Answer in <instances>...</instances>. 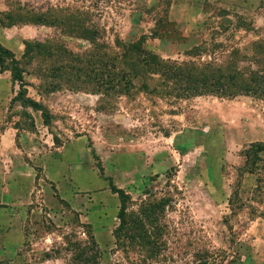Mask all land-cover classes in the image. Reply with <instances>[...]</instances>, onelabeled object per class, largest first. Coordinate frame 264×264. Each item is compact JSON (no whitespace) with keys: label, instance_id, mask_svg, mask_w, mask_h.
<instances>
[{"label":"rangeland","instance_id":"1","mask_svg":"<svg viewBox=\"0 0 264 264\" xmlns=\"http://www.w3.org/2000/svg\"><path fill=\"white\" fill-rule=\"evenodd\" d=\"M16 14L76 22L11 25ZM0 29L21 52L1 59L0 143L14 127L27 161L5 156L0 264H264V248L249 231L264 219V172L259 183L243 170L245 153L264 144V100L135 90L102 100L94 81L75 72L42 78L68 59L25 58L26 42L51 40L86 61L96 45L101 53L104 42L114 48L117 40L144 38L165 60L201 66L214 58L226 66L234 52L252 56L264 41V0H0ZM85 29L97 32L96 45L74 33ZM12 60L24 72L27 97L48 109L49 126L18 97ZM12 174L25 178L26 189L7 191ZM101 192L108 197L89 201ZM124 224L141 239L123 232L119 242Z\"/></svg>","mask_w":264,"mask_h":264},{"label":"trees","instance_id":"2","mask_svg":"<svg viewBox=\"0 0 264 264\" xmlns=\"http://www.w3.org/2000/svg\"><path fill=\"white\" fill-rule=\"evenodd\" d=\"M15 19L21 23L44 25L49 24L50 21H52L51 24L76 22L73 16L56 17L50 20L45 16L33 15L26 17L16 14L9 16V21L13 22L11 25H15ZM74 33L80 34L96 45L98 37L96 31L85 29L83 32L76 30ZM103 45L101 53L96 51L97 45L94 50L87 52L86 56L90 58L84 61L82 57H78L64 47L61 48L51 40L46 43L26 42L25 58L33 61L41 55H47L49 59L56 57L68 59L69 62H61L60 66L54 67V69L40 70V72H44L42 78H49V74L53 72L59 74L63 79L75 72L73 75L77 76V79L85 77L91 82L94 81L93 85H96L98 89L93 92H97L102 100H114L123 96L130 97L134 90L150 91L151 94H157L160 97L172 95L179 99L214 96L220 99L233 100L246 96L264 100V41L256 44L252 56H243L240 52H234L230 60L225 61L226 66H215L216 60L214 58H212L213 63L207 62L201 64V66L192 62L178 64L165 60L147 49L146 39L144 38L134 43L117 40L115 49L106 42ZM4 56L12 57V52L0 44V64ZM12 63L14 65L12 68L14 81L21 88L18 97L25 104L32 106L34 110L42 112L45 124L49 126L50 113L48 109L27 97L24 72L19 67L17 60H12ZM45 72L48 74H45ZM68 81L71 83V80L68 79ZM62 82L65 83L64 80ZM262 153H264V144L252 145L245 153L246 164L243 169L246 173L257 175L259 183L262 182V174L259 172H264V158L260 157ZM261 163L262 166H260ZM112 189L115 194H120L124 198L127 197L123 190L118 189L115 185ZM147 215V212H145L143 217ZM125 217L126 209L123 207L120 215L122 223ZM262 218H264V213H262ZM123 232L133 242L135 239H141L142 237H135L133 235L135 229L124 224L116 232L119 242L121 241L120 234ZM144 242L148 244L144 246L149 249L151 242L148 234Z\"/></svg>","mask_w":264,"mask_h":264},{"label":"crops","instance_id":"3","mask_svg":"<svg viewBox=\"0 0 264 264\" xmlns=\"http://www.w3.org/2000/svg\"><path fill=\"white\" fill-rule=\"evenodd\" d=\"M3 31H9V30L8 29H3V30L0 29V44L3 47L9 49L10 51H13L15 54H21V52H18V51H16V49H14L11 42L5 40V38H4L5 32H3ZM4 77H5V75L0 73V83L3 81H7V80H4ZM1 140H2V143H0V178L2 177V174L5 173L4 168L10 169V167H11V166H9V161H11V160H10V156L7 154L8 151L12 152L14 154L21 153L24 164L25 165L27 164V161L25 160V156L23 155V148L19 144L20 136H19L18 130H16L14 127L7 128L6 130H4V132L1 133ZM6 155L8 156L9 161L5 160ZM6 175H8V174H6ZM9 179L12 180L14 183H11V185L7 188V191L14 192L15 187H18L19 189L20 188L26 189V187H24L25 186V184H24L25 178H23L21 176H19V178H15L14 174H12L9 176ZM15 179H16V182H15ZM88 196H89L90 202L97 201V199H101V197H108L104 192H101V193L95 194V195H88ZM5 207L6 206H3V205L0 206V211L5 212V210H4ZM105 210H110V209L106 208ZM18 218L20 220V223L22 224V227H24V229H25L26 224H27V213L20 212L18 214ZM261 222H263V223H261ZM7 226H10V224H7ZM94 229L96 231L102 230V229H99V227L97 225H94ZM249 231L252 232L251 237H252V241L254 242V245L257 247L264 248V219H262L261 221H258V223H256L252 227V229H250Z\"/></svg>","mask_w":264,"mask_h":264}]
</instances>
